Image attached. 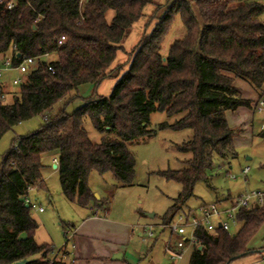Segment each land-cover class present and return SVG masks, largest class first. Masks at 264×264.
<instances>
[{"label":"trees","instance_id":"obj_1","mask_svg":"<svg viewBox=\"0 0 264 264\" xmlns=\"http://www.w3.org/2000/svg\"><path fill=\"white\" fill-rule=\"evenodd\" d=\"M27 1L30 5L21 0L13 9L0 5V56H11L15 66L24 57H40L26 79L14 85L17 91L0 87V141L22 122L36 116L46 119L35 131L14 138L0 162V264L23 259L29 264H61L52 256L54 246L37 243L38 223L24 200L30 188L48 190L44 155L58 154L61 189L68 200L84 207L98 204L102 200L89 186L91 172H111L117 187L133 186L137 161L131 146L157 136L153 113L176 117L158 127L190 129L193 136L175 144L190 155L181 168L157 172L181 185L163 215V224L172 222L194 195L196 184L210 182L216 158L234 154L235 129L226 111L252 107L250 100L237 97L235 78L263 91L264 0ZM148 5L155 7L148 21H156L126 52L123 44ZM177 14L185 35L163 55ZM119 51L128 59L112 68ZM52 53L56 60H41ZM106 79H115L110 94L79 96L82 84L99 88ZM9 93L14 96L11 103L6 102ZM77 98L82 103L71 113L63 110L47 117L56 102ZM85 118L102 134L100 142L91 140ZM237 218L241 226L234 234L221 228L217 234L198 229L202 249H194L190 264H231L251 253L249 243L264 225V206L242 208Z\"/></svg>","mask_w":264,"mask_h":264},{"label":"rangeland","instance_id":"obj_2","mask_svg":"<svg viewBox=\"0 0 264 264\" xmlns=\"http://www.w3.org/2000/svg\"><path fill=\"white\" fill-rule=\"evenodd\" d=\"M155 1L164 4L167 0ZM154 9L155 7L153 5H148L145 10V16L134 24L132 32L123 44L126 52H129L135 46L142 34L151 31L156 20L152 23L148 20L153 14ZM113 13V11L109 12L110 19ZM184 35L185 27L179 14H177L173 22V27L164 41L161 51L162 54L167 55L171 44ZM125 51L118 52V58L112 65V68L120 64H125L128 59ZM56 59L57 54L55 53L41 58L42 61L47 62ZM37 65L38 63L32 66L31 70L35 69ZM127 68L128 64L123 66V71ZM14 76H21L26 79L28 74L24 75L18 70H12V73L7 78H13ZM110 81V79L109 81L105 80V83L103 81L100 85V90L94 84H82L78 88V94L81 98L90 97L96 92L100 95H108L115 82L112 86L109 84L107 93L101 90ZM233 85L237 92V97L250 100L252 104L258 102L261 93L264 98V87L261 92L256 90L251 83L241 78H235ZM17 90V86L10 85L9 91ZM81 98H77L71 102H67L66 99L56 102L53 108L46 113L47 117L51 118L63 110L71 113L82 103ZM13 100V94L9 93L6 95L7 103H11ZM251 109L249 118L246 119V117L241 115V120H236L237 126L232 127L235 129L233 156L216 158L210 182L200 181L196 184L194 195L183 206L182 211H198L202 205L211 203H217L220 207H227L231 204V201L235 200L245 191L264 190V137L261 136V132L263 131L262 125L264 124V112L253 108ZM231 114L229 113V118L231 123H234ZM43 119H45L44 116H36L8 131L0 141V162L4 153L10 149L14 138L35 131L39 128ZM175 119L176 117L170 118L162 112L153 113L151 115V123L153 127H157L158 129L157 136L147 143L131 146L132 151L135 153L137 164L135 184L134 186H129L128 189L132 193L134 205L142 209L143 212L156 214L154 218H151V224L154 223L155 225V237L149 238L145 234L140 237L142 241L140 248L145 253L143 258L144 264H151V261H155L156 264H172L174 261L166 251V245L172 238V232L169 228L163 229L160 224L163 223V215L173 204V199L177 197L181 185L176 181L165 179L158 175L157 172L169 168L180 169L181 161L189 158L190 155L179 152L175 148V144H181L193 136V132L190 129L176 131L166 128L160 129L158 127L163 122L168 121L171 123ZM84 125L91 140L93 142H100L102 134L94 127L89 118H85ZM58 157V154L55 153L45 154L43 157V162L46 165L43 176L49 190L33 187L28 192L30 198H33L32 201L37 206L42 205L45 209V212L40 213V215H43L47 227L56 238V243L54 244L56 249H60L66 243L65 231L71 229V216L73 215L72 205H70V202L62 194L59 171L54 167L55 163L53 159H58ZM244 167L250 168L246 180L242 176L234 180L228 178L227 172L239 174ZM91 180L92 186L98 187L101 190H112L116 184V180L111 172L100 174L94 171ZM121 188H116L118 195L121 193L119 191ZM31 212L35 213L36 210L31 209ZM38 223L40 224L39 221ZM230 226V232L234 234L239 230L241 224L240 222H236L231 223ZM249 246L253 251L235 259L231 264H264V225L253 236ZM194 249L195 246L193 244L186 243L181 258L175 260L176 264H190Z\"/></svg>","mask_w":264,"mask_h":264},{"label":"crops","instance_id":"obj_3","mask_svg":"<svg viewBox=\"0 0 264 264\" xmlns=\"http://www.w3.org/2000/svg\"><path fill=\"white\" fill-rule=\"evenodd\" d=\"M12 70L16 69L8 70L2 80L7 90H9L10 85H13L12 79L16 77L7 78L12 73ZM106 80L109 81V79ZM110 80V83H106L104 89L101 90L104 93L108 92L109 84L112 86L115 82V79ZM255 104L253 103L250 108L241 106L234 111H226L229 125L231 127L237 126V121L241 120V115L246 117V119L249 118L252 111L251 108L255 109ZM229 113H232L234 123H231ZM93 173L94 171L89 176V186L94 195L96 193L99 194V197H95L98 200H102V202L96 204L93 201L89 206L84 207L68 200L64 196L72 205L73 211L71 229L65 232L71 231L74 235L71 244L69 242L66 245L68 257L64 260L59 258L62 261L61 264H144L145 253L140 248V243L142 242L140 237L145 234L142 228L143 225L151 223V218H154L156 214L154 213V216L151 217L149 215L150 212H143L142 209L134 205L133 196L128 187H122L119 190L121 191L119 195L117 194L116 184L112 190H101L98 187H93L91 183ZM39 207L43 206H37L36 204V208H32L36 210L35 213H32L33 218L40 222L39 224L37 221L38 228L35 233V239L38 244L45 243L55 246L56 238L47 227L43 215H40V213L45 212V209L41 211ZM162 228L164 229V227ZM171 235L172 239L178 238L177 235ZM154 237L155 235L150 238ZM118 253H121L122 257L113 259V256ZM54 255L52 253L53 257H55ZM151 264H156V262L151 261Z\"/></svg>","mask_w":264,"mask_h":264},{"label":"built area","instance_id":"obj_4","mask_svg":"<svg viewBox=\"0 0 264 264\" xmlns=\"http://www.w3.org/2000/svg\"><path fill=\"white\" fill-rule=\"evenodd\" d=\"M21 0H0V5L7 9H13L18 6ZM26 1L29 5L30 2ZM86 1V0H81ZM39 20V17L36 21ZM62 43V40L59 41ZM46 56V55H45ZM40 57L28 56L24 57L18 65H13V60L11 56H0V87L5 88L2 83L5 73L8 70L16 69L21 74H29L35 64L38 63ZM53 71V67H49ZM25 78L21 76H16L12 79L13 85H18L23 82ZM255 109L264 112V98L260 97L258 102L255 104ZM46 119V118H45ZM264 130V124L262 125ZM54 162L58 164V159L55 158ZM249 167H244L241 169L239 174H231L227 172L228 178L234 180L239 176H242L245 180L247 179ZM25 203L32 208H36V204L32 201L29 194L24 196ZM264 206V190H253L245 191L241 193L235 200L231 201V204L227 207H220L217 203L205 204L199 208L196 212H180L177 214L175 219L167 224H161L164 228H169L172 234L177 235L178 238L169 240L166 245V251L170 257L174 260L172 264H176L175 260L181 258L182 252L186 246V243L193 244L195 248L201 246V241L196 234V231L200 228H205L213 234L218 233V229L221 228L229 233L231 228V223L239 222L237 214L242 208H253ZM41 211L44 210L43 207H39ZM155 225L145 224L143 225V232L147 237H153L155 235ZM73 232L66 233V243L60 249H56L54 252V258L57 260L66 259L68 253L66 251V245L71 242L73 238ZM174 240V241H173ZM52 264V263H49Z\"/></svg>","mask_w":264,"mask_h":264},{"label":"water","instance_id":"obj_5","mask_svg":"<svg viewBox=\"0 0 264 264\" xmlns=\"http://www.w3.org/2000/svg\"><path fill=\"white\" fill-rule=\"evenodd\" d=\"M58 164H54V167L56 168ZM96 197H99L98 194H95ZM26 206L28 207L29 205L26 204ZM151 217L154 216V213H150L149 214ZM198 249H202V246H199ZM122 257V254L121 253H118V254H115L113 256V259H116V258H121ZM30 260L28 259H23V260H19L17 261L15 264H29Z\"/></svg>","mask_w":264,"mask_h":264}]
</instances>
